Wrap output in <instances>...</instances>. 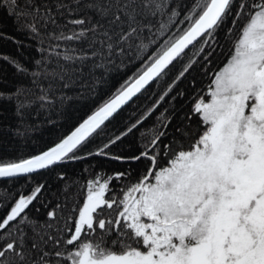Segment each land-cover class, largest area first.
Returning a JSON list of instances; mask_svg holds the SVG:
<instances>
[{"label": "snow or ice", "instance_id": "6c2138e0", "mask_svg": "<svg viewBox=\"0 0 264 264\" xmlns=\"http://www.w3.org/2000/svg\"><path fill=\"white\" fill-rule=\"evenodd\" d=\"M3 2L11 7V15L25 19L24 27L37 35L45 22L56 25L54 9L92 10L95 22L89 16L72 18L67 23L78 26V31L67 36L63 32L50 35L58 40L83 41L89 49L63 55L65 61L80 64L72 72L61 70L59 78L69 81L63 85L65 88L75 82L87 61H92L93 74L96 69L104 72L101 76L93 75L89 95L82 97L90 105L88 114L45 150L15 160H0V178L30 179L41 170L83 160L86 156L127 163V170L113 173L116 179L129 175L133 162L143 159L149 163L146 172L127 187L122 198L105 199L108 180L113 176L103 183L99 177L89 180L78 214L67 218L74 223V230L69 228L68 238L63 240L38 231L37 222L26 213L46 184H37L28 195L19 194L7 214L0 217V264H61L62 261L66 264H264V0H193L186 11H178L171 0H56L47 7L36 0H24V10L20 0ZM182 11L184 18L177 23ZM230 17L231 26L225 32V39L232 41L230 55L222 67L210 73L211 83L206 93L209 99L201 96L192 106V115L200 117L205 129L194 143L185 149L174 137L161 148V139L168 135L162 129L168 127L169 119L161 113L157 117L159 123L141 135L139 151L113 152L117 144L150 117L190 70L196 57L207 52L204 60L210 66L212 55L220 47L217 33ZM241 19L243 24L238 34L233 35ZM145 30L152 34L147 42L142 35ZM197 43L199 48L192 59L139 119L134 123L131 118L118 120L129 104L135 103L152 83L163 81L174 62L183 59L186 50ZM156 45L159 46L148 55ZM125 48L134 49L135 59L143 62L136 72L100 99L99 87H107L105 77L114 70L113 56H123ZM2 58L10 60L7 56ZM11 62L18 72L28 73L18 62ZM35 64L42 66V61L36 60ZM124 66L121 63L116 67ZM41 75V71L32 72L33 82ZM25 91L17 88L8 96L0 91V103L17 101L16 114L21 122L26 105L19 97ZM39 98L48 100L46 93ZM93 101L98 102L92 106ZM121 126L123 130H119ZM175 131L181 136L190 135L183 128ZM20 134L18 128L17 135ZM94 140H100V146L78 155ZM161 153L167 157L163 164ZM58 178H65L63 172ZM6 206L0 202V208ZM105 208H116L115 217L98 218ZM56 216L55 209L47 212L50 219ZM25 224L32 227V238L21 227ZM52 226L46 223L41 227ZM97 229L100 230L97 238L84 239L93 236ZM113 232L116 239L109 245L107 238ZM50 241L52 252L43 248ZM61 243L73 246L72 250L65 255L59 250ZM117 246L120 251H115ZM50 255L55 261L48 259Z\"/></svg>", "mask_w": 264, "mask_h": 264}, {"label": "trees", "instance_id": "16d2710c", "mask_svg": "<svg viewBox=\"0 0 264 264\" xmlns=\"http://www.w3.org/2000/svg\"><path fill=\"white\" fill-rule=\"evenodd\" d=\"M36 2L47 7L54 4L56 0H36ZM192 2L193 0H171L172 6L176 7L178 11H186L187 8L191 7ZM23 3L24 0H20L21 10H24ZM11 11V7L3 0H0V34H3V38H0V91H3L5 96H8L15 93L17 88L25 89V93L19 97V100L23 101L26 107L23 110L21 122L20 117L16 114L17 101L15 99L11 101L5 100L0 103V160H15L21 156L26 157L57 141L58 137L62 134L64 135L88 114L90 105L82 97L89 95V86L93 75L101 76L104 72L103 69H96L93 74L91 72L92 61H87L84 64L83 72L74 78L75 82L70 83L69 87L65 88L63 86L69 81L59 78L62 69L72 72L73 69L80 67L79 62L65 61L63 59L65 53L72 54V50H76V53L79 54L89 51V49L83 41L58 40L54 38V35L58 36L63 32L67 36L71 35L74 30L78 31V26L67 23L72 18L89 16L93 18L92 22H95V15L92 10L78 8L69 12L67 7L58 11L54 9L53 14L57 20L56 25L45 22L40 27L38 35L32 34L24 27L27 21L16 15H11ZM183 11L177 19V23L184 18ZM233 12H235V8ZM28 19L30 20L31 17ZM231 19L230 17L227 24L217 33L220 47L212 55L210 66L204 60L207 52L196 57V62L190 70L183 78L177 81L170 93L150 117L138 126L132 134L117 144L112 149L113 152L127 153L129 149L139 151L141 135L159 123L157 117H160L161 113H164L165 117L169 118L167 121L168 127L162 129L168 135L161 139V148L163 145L169 144L174 137L183 144L185 149L194 143L195 139L205 129L200 117L192 115V106L201 96L206 100L208 99L206 93L208 85L211 83L210 73L223 66L230 55L232 41L225 39V32L227 27L231 26ZM152 22L155 24L156 19H153ZM242 24L243 19L237 25L233 35L238 34L239 27ZM88 26L85 25V27ZM182 27H186V25ZM172 31L175 32L176 29L173 28ZM142 35L145 42H147L152 34L145 30ZM135 43H138V41H135ZM158 46L152 47L148 55L155 51ZM198 48L199 43L186 50L183 59L177 60L170 67L169 75L159 84L152 83L146 92L136 98L135 103L129 104L124 109L118 120L124 119L127 121L131 118V122L134 123L136 119H139L155 103L156 99L167 90L168 84L175 79L183 66L192 59ZM5 56L9 57L10 60H4L2 57ZM146 58L147 56L144 57V59ZM113 59L114 65L112 67L114 70L108 72L105 77L108 80V85L106 88L103 85L99 87L100 99H103L104 96L108 95L136 72L143 62L135 59L134 49L128 48H125L123 56L114 55ZM36 60H41L42 66L36 65ZM11 61L18 62L27 68L28 73L18 72L15 64ZM121 63L125 66L122 68L116 67ZM34 71L42 72L36 83L33 82L32 72ZM47 73H52V75ZM45 93L48 100H41L39 97ZM65 97L71 99H64ZM96 102L98 101H93L92 106ZM133 112L136 113L135 116H131ZM189 115L191 119H185ZM18 128L20 135H17ZM109 128L113 129V126L109 125ZM177 128H183L190 135L181 136L175 131ZM113 130L117 131L118 134V130ZM119 130H123V126ZM100 144V140H94L87 147L81 149L78 155L94 150ZM173 147H176V145L173 144ZM161 155L163 157V153ZM166 159L167 157H163L161 164L165 163ZM148 163V161L143 159L139 163L133 162L131 165L133 171L121 179H116L113 173L127 170L129 168L127 163H117L106 157L86 156L83 160L70 161L50 170H41L33 174L30 179L14 178L9 180V178H0V202H5L7 205L0 208V217L7 214V211L15 202L14 198H18L19 194L28 195L34 186L44 183L46 187L42 193L38 194V198L29 208L26 209V213L30 220L37 222L35 227L41 233L52 235L61 240L67 239L68 229L74 230V223L67 218L69 215L76 216L78 214L79 207L82 206L87 193V182L89 180L95 181L99 177L100 181L104 182L108 176H113V179L108 180L109 191L105 192V199L122 198L127 187L137 182L141 174L146 172ZM61 172L64 174V179L58 178ZM58 204L60 207L57 209L56 205ZM53 209L56 210L57 216L55 219H50L47 217V212ZM116 213V208L111 210L105 208L102 215L98 218H114ZM46 223H51L53 226L48 229L42 228L41 226ZM21 227H23L29 238L33 237L31 226L25 224ZM60 229L65 230L61 232ZM99 234L100 230L97 229L93 236H85L84 239H95ZM114 239H116L115 232L109 235L107 243L111 245V240ZM28 242L30 243L31 240ZM72 247L61 243L59 250H63L66 255L68 251L72 250ZM43 248L49 252L54 250L51 241L47 245H43ZM115 251H120L118 246L115 247ZM48 259L55 261L56 258L50 255ZM61 264H66V262L62 261Z\"/></svg>", "mask_w": 264, "mask_h": 264}, {"label": "water", "instance_id": "95a60500", "mask_svg": "<svg viewBox=\"0 0 264 264\" xmlns=\"http://www.w3.org/2000/svg\"><path fill=\"white\" fill-rule=\"evenodd\" d=\"M84 117H85V116H84ZM84 117H83V118H84ZM83 118H82V119H83ZM82 119H81V120H82ZM77 123H78V122H77ZM77 123H76V124H77ZM76 124H75V125H76ZM75 125H74V126H75ZM74 126H73V127H74ZM73 127H72V128H73ZM72 128H71V129H72ZM71 129H70V130H68V131H67V132H66L64 135H66L68 132H70V131H71ZM51 145H52V144H51ZM51 145H49V146H51ZM47 147H48V146H47ZM45 149H46V148H44V149H42V150H45ZM36 153H37V152H36ZM36 153H34V154H36Z\"/></svg>", "mask_w": 264, "mask_h": 264}, {"label": "rangeland", "instance_id": "374dc122", "mask_svg": "<svg viewBox=\"0 0 264 264\" xmlns=\"http://www.w3.org/2000/svg\"><path fill=\"white\" fill-rule=\"evenodd\" d=\"M222 67V66H221ZM208 99H209V97H208ZM101 183H103V181H100ZM86 195H87V193H86ZM86 195H85V197H86ZM85 199V198H84ZM83 203H84V201H83ZM83 205V204H82Z\"/></svg>", "mask_w": 264, "mask_h": 264}]
</instances>
